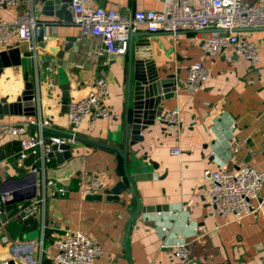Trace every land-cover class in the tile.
<instances>
[{
	"label": "crops",
	"instance_id": "crops-1",
	"mask_svg": "<svg viewBox=\"0 0 264 264\" xmlns=\"http://www.w3.org/2000/svg\"><path fill=\"white\" fill-rule=\"evenodd\" d=\"M20 1L14 9L0 7V19L14 22L23 11L32 10L46 47L40 48L38 36L28 42L13 38L9 49L19 46L32 56L0 73V99L16 102L31 82L36 103V116L0 115V211L7 215V223L0 226V264L14 258L23 264H56V243L67 231H83L100 245L95 264H179L175 253L180 244L188 246L189 264H264V190L255 201L261 204L257 213L242 218L216 216L209 183L203 178L204 170L221 165L229 170L244 165L264 170V29L236 31L259 55V63L252 66L234 46L216 55L206 53L201 47L206 32L150 34L142 27L136 34L148 35L160 77L175 75L181 86L176 97L162 102V120L143 130V140L134 145L129 144V135L126 145L127 116L131 117L134 105V48L125 55H108L102 41L84 35L73 19L65 22L43 14L40 0ZM173 1L93 0L96 6L127 17L138 10L165 11ZM245 2L264 7V0ZM67 38L76 39L65 56L73 53V60H62L71 101L83 98L96 81L104 79L105 104L112 113V117L85 118L76 136L126 149V162L114 149L76 141L71 159L64 163L47 152L45 161L30 159L21 167V137L1 129L33 118L37 123L49 122L43 127L47 131L38 124L29 129L44 140L71 134L60 89L62 68L48 64L55 60L49 50L62 49ZM195 62L205 66L209 77L191 94L186 76ZM172 111L177 123H162L163 115ZM37 165L39 172L34 175L31 168ZM92 178L101 185L86 194L84 186ZM5 193L21 201L6 205ZM35 198L43 200L39 211L22 221L18 213ZM138 205L141 209L134 217Z\"/></svg>",
	"mask_w": 264,
	"mask_h": 264
},
{
	"label": "built area",
	"instance_id": "built-area-1",
	"mask_svg": "<svg viewBox=\"0 0 264 264\" xmlns=\"http://www.w3.org/2000/svg\"><path fill=\"white\" fill-rule=\"evenodd\" d=\"M20 5V0H0L1 8L14 9ZM70 10L74 24L82 29L84 35L98 37L108 55L127 54L132 35L144 27L150 34L177 35L185 30L206 32L201 41V47L206 53L216 55L228 46H234L237 53L252 66L259 63V55L254 45L246 38L240 37L236 31L264 29V7L246 4L245 0H198V4H192L188 0H174L165 11L138 10L131 17L98 7L93 0H72ZM40 32L41 27L32 10L23 11L14 22L0 19V52L10 48L13 38L16 37L19 42H28L39 36ZM208 77L209 73L202 63L191 64L186 76V90L191 94L197 92ZM107 97V82L99 79L87 95L70 101L67 120L71 125L72 138H52L53 142L74 144L76 131L85 118L112 117L105 104ZM163 120L170 124L177 123V113L167 112L163 115ZM48 123H37L33 118H28L22 124L1 126L8 134L21 137L19 166L24 167L30 159L36 163L39 159L46 160L50 148H45L43 137L31 134L29 129L37 124L42 129ZM179 152L174 150L176 154ZM31 171L34 175L38 174V165L32 167ZM203 178L209 183L208 192L214 215L242 218L261 209V204H255V201L264 190V170L247 165L229 170L226 165H221L217 170H204ZM100 185L99 179L92 178L85 184L83 192L90 194ZM10 196V193H5L3 200H8ZM42 201L35 198L30 205L22 208L18 213L19 219L27 221L34 217ZM56 250V264H95L101 254L100 245L83 231H67L56 243ZM175 256L179 264L190 263L186 244L176 247Z\"/></svg>",
	"mask_w": 264,
	"mask_h": 264
},
{
	"label": "water",
	"instance_id": "water-1",
	"mask_svg": "<svg viewBox=\"0 0 264 264\" xmlns=\"http://www.w3.org/2000/svg\"><path fill=\"white\" fill-rule=\"evenodd\" d=\"M42 1V11L43 14L55 17L60 21H71L72 13L70 10V3L72 0H40ZM134 37H139L135 42H133ZM38 41L40 42V48L45 49L46 44L44 41V31L40 32L38 36ZM67 43L63 45V48L60 49L59 46L50 49L49 52L55 55V60L50 63L52 66H59L62 68L61 72V84L60 89L62 90V97L64 103V110L68 108V105L71 101L70 82L65 81L64 71L66 70L65 64L62 60L67 59L72 61L74 54L70 53L66 58V53L73 48L75 43V38H67ZM134 48L135 55V66L133 74V112L130 117V113L127 116L126 130H125V142L128 143L129 135L131 136L130 145H134L135 141H142L143 136L141 132L146 130L149 126L155 124L156 120H162V112L164 108L162 107V102L176 97L177 87L181 86V81L177 80L175 75H165V77H160L158 70L155 67L151 59L150 54V41L147 34L139 35L133 34L131 40L130 51ZM32 53L25 52L20 49L19 46H16L12 49L0 52V73L6 67H16L20 66L23 63L24 58H30ZM43 56H46L45 54ZM64 70V71H63ZM35 89L34 84L27 82L25 84V89L21 95L17 98L14 103H7L6 98L0 99V115H24L26 117L36 116V103L34 100ZM130 97V92L128 99ZM21 106V107H20ZM162 123H166L162 121ZM43 131H47L46 128H42ZM59 135L65 138H72L70 134ZM75 141H85L90 142L96 145L105 146L111 149L116 150L121 154L124 161L127 159V150H121L118 147L110 146L104 143H97L89 141L80 137L75 136ZM46 144L50 147L49 157H56L59 163H64L65 161L71 159L72 157V144L71 143H54L52 139H45ZM118 190V189H116ZM36 192V188L34 189ZM34 192V193H35ZM111 192V191H109ZM114 192V191H112ZM119 193V191H116ZM33 193V196H34ZM27 197L26 199H30ZM21 199L11 198L4 201V204L10 205L17 202H20ZM141 205H138V208L135 212L134 217L140 211ZM149 210V209H148ZM142 211H146L145 208H142ZM133 217V218H134ZM7 223V215L0 211V226ZM6 264H23L17 259H11L6 262Z\"/></svg>",
	"mask_w": 264,
	"mask_h": 264
}]
</instances>
